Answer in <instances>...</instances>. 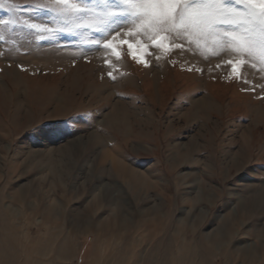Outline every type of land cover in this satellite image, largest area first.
Segmentation results:
<instances>
[{
    "label": "rangeland",
    "instance_id": "rangeland-1",
    "mask_svg": "<svg viewBox=\"0 0 264 264\" xmlns=\"http://www.w3.org/2000/svg\"><path fill=\"white\" fill-rule=\"evenodd\" d=\"M10 2L0 264H264V63L236 75L211 38L165 51L150 32L107 37L147 44L146 67L91 43L98 0Z\"/></svg>",
    "mask_w": 264,
    "mask_h": 264
},
{
    "label": "snow or ice",
    "instance_id": "snow-or-ice-1",
    "mask_svg": "<svg viewBox=\"0 0 264 264\" xmlns=\"http://www.w3.org/2000/svg\"><path fill=\"white\" fill-rule=\"evenodd\" d=\"M104 5V11L93 14L90 19L98 21L95 31L103 34L102 40H93V44H102L105 50H111L117 58L121 53L117 48L127 46L128 55L146 67L149 61L145 58L149 46L139 39L120 38L113 42L110 35L120 36V28L129 31L124 36L131 37L133 30L136 35L152 33L149 37L152 46L169 50V47L183 50L185 42L189 46L211 38L216 49H228L237 59H228L231 74L239 75L240 65L246 59L259 60L264 63V0H98ZM58 4H67L68 0H57ZM235 4L236 6H233ZM14 13L17 7L10 0H0V8ZM243 6V7H240ZM71 7V6H70ZM114 9V11H113ZM73 11L80 9L72 8ZM68 9H62L63 15ZM83 17H74L71 21L77 28H91L92 24L80 23ZM14 23V20H0V24ZM31 28L39 29V25L30 24ZM47 31V29H42ZM82 35V33H77ZM171 37V44L165 40ZM2 38V37H0ZM105 64H109L105 60ZM255 66V65H253ZM113 78V73H107Z\"/></svg>",
    "mask_w": 264,
    "mask_h": 264
},
{
    "label": "bare ground",
    "instance_id": "bare-ground-1",
    "mask_svg": "<svg viewBox=\"0 0 264 264\" xmlns=\"http://www.w3.org/2000/svg\"><path fill=\"white\" fill-rule=\"evenodd\" d=\"M95 139L99 142L100 140H99V138L98 137H95ZM107 154L108 155H110V153H108L107 152ZM119 157V156H118ZM116 158V157H115ZM112 159H113V157H112ZM117 159V164H116V168H117V170L119 171V172H122L124 175L126 174V172H128L129 173V176H128V178L129 179H131V181H133V180H135V179H137V178H135V171L134 170H132L130 167H128V166H126V164L124 163V161L123 160H121L120 158H116ZM116 161V160H115ZM114 161V162H115ZM129 170V171H128ZM142 177H143V175H142ZM145 183V182H144Z\"/></svg>",
    "mask_w": 264,
    "mask_h": 264
}]
</instances>
